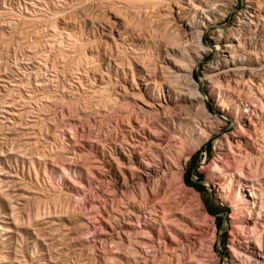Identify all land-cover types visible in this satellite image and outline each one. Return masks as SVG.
I'll list each match as a JSON object with an SVG mask.
<instances>
[{"label":"rangeland","instance_id":"374dc122","mask_svg":"<svg viewBox=\"0 0 264 264\" xmlns=\"http://www.w3.org/2000/svg\"><path fill=\"white\" fill-rule=\"evenodd\" d=\"M246 1L203 36L192 76L211 119L168 108L206 133L196 128L145 198L146 161H162L168 139L154 136L173 130L146 104L192 96L174 67L195 56L170 45L180 28L167 0H0V264H264V79L223 88L210 73L223 50L213 34L234 28ZM195 164L203 193L184 183ZM140 203L143 215L130 209Z\"/></svg>","mask_w":264,"mask_h":264},{"label":"bare ground","instance_id":"6f19581e","mask_svg":"<svg viewBox=\"0 0 264 264\" xmlns=\"http://www.w3.org/2000/svg\"><path fill=\"white\" fill-rule=\"evenodd\" d=\"M262 1L264 2V0H247L246 1V3H247V9L244 12V14L240 18H238L236 26L234 28L228 30V31L218 30L217 32H214V34H213L212 40L214 42L222 43L223 50H221V59H219V61L216 62V65L213 66V68L210 71V73H216L215 76H214L215 77L214 79H216L218 83L222 84V86L219 84V86H221V87L224 86L223 83H225L226 81H228L229 83H236V84H238L237 83L238 81L236 80V78L239 77V76L242 77V78L243 77H248V81L245 79L247 82H249L250 78L251 79L254 78V79H258V80H261V79L263 80L264 79V44L262 42L263 45H260L261 48H262V52H263L262 54L263 55L262 56H257L254 59L252 57V54L250 53V44L247 41V37L248 36H251L252 37V35H255V36L256 35L257 36L260 35L263 38L262 40L264 41V4H263ZM164 3L165 4L167 3V6H169V8L167 9V7H166V9L169 11V15L171 17V19H170L171 21H169L170 24H174V25L177 24L178 25V28H180L179 32H180L181 37L183 38V40L180 38L179 32H178L177 36H174V37L173 36L172 37L169 36V37H167L168 36L167 35L168 31H167V33H166L167 36L166 35H164V36L167 37V39L170 38V37H171V39L176 37L177 40L175 39L173 42H171L170 45H172V47L173 46H176V48L177 47H180L181 49L180 48H177V49L182 50V52L181 51L180 52H181V54L185 58H188V59L192 60V54L193 53H194V56H195L193 58V62L192 63H188V64H186L184 66H180L178 64H175V67H174L175 68L174 70H176L175 73L179 72L178 74H180V77L183 76V77H186L187 78V80L189 82L190 90L192 91V92H190V93H192V96H186V95L182 94V96H179L178 95L179 97H177L176 99L169 98V100L168 101L166 100L164 103L162 101H160V100L159 101L158 100H154V101L146 104L147 107L150 109L149 111L153 112V114H155V116H157V118L159 117L161 119V117L164 116L163 118L165 119V118H168L169 117V119H171L172 122H173V128H172L173 130H171V132H170V134L171 133L172 134L171 135L169 134L170 137L166 135V131L163 134H160L158 136H154L158 141H162L163 139L168 138L167 139L168 142L166 141V143H167L166 146H165L166 148L164 147L165 151H164V155H163L164 158L162 159V161L161 160H157V162H153V161H148L146 159L147 160L146 161V168L143 171L144 172V175L146 177L145 178L146 183H144L145 185L144 184H141L140 185V189L138 188L139 190H141L143 192L145 198H146V195L148 193L147 191H151L153 189V186H154V183H156V180H158L160 177H163V178L166 177V175H167L166 172H169V171H167V167H169V162L175 163L174 160L176 159L177 155L179 154L178 153L179 150L180 151L182 150L181 147L182 146L184 147V145H185L184 143H186V141L188 140V138H190V140H191L194 137V135H196L197 133H199L197 130H200V129H201L200 130V133L201 134H199L200 136L203 134L202 132H205L206 133V131H204V127H202L203 128L202 129V128H200V125L199 126L197 125V127L194 126L195 119L193 121V119L189 118L190 115H189V117L188 116L186 117V116L183 115V114L188 115V114H190L189 112H188V114L187 113L179 114V112L177 113V112H175V111H173L171 109H172L173 106H176L178 103H182L183 105H186V106L189 105V106H193L194 108L195 107H198V109L200 110L199 112H200V114H202L204 116L203 119H205V121L208 120V118L211 119L212 116L210 117V114L208 113L207 108H206V104H205V102L202 101L203 100L202 99L203 97L201 96V93L199 92V89H198V84L195 83V81L193 80V76L192 75H193V72H194V68L196 66V63L198 65V62H201V60L204 58V56L208 53V50L205 48V46L203 44V42H204L203 41V36L205 34V31L208 30L212 25L217 24L219 18L222 17L225 12L233 10L236 7V5H237L238 0H169V2L167 0V2H164ZM164 6L165 5H163V7ZM174 7H175V9H174ZM224 16H225V14H224ZM164 24H165V22H164ZM168 25L169 24H167L166 26L169 27ZM177 25H176V27H177ZM253 29H255V31H253ZM169 32H171V31H169ZM171 35H173V34L171 33ZM257 36L255 37L256 40H257ZM251 37H249V38H251ZM252 38L250 39V42H251V40H253ZM258 38H260V37H258ZM260 41H261V38H260ZM189 42L191 44H188ZM184 44H186V45H184ZM181 46H183V47H181ZM251 52H252V50H251ZM255 54L257 55V53H255ZM258 54H259V52H258ZM209 68H210V66H209ZM172 72H174V71H172ZM178 74H176V75H178ZM174 77H175V75H174ZM177 78H179V77L177 76ZM212 78L213 77H208L207 78L208 80H211L210 81V84L212 83ZM239 82H240V80H239ZM229 83H226V84H229ZM251 83H255V82L252 81ZM144 84H146V82ZM176 84H178V83H176ZM213 84H215V82H213ZM248 84L250 85V83H248ZM242 85H240V86H242ZM211 86L212 85H210V87H209V92H210V96L213 97L215 95L214 94L215 91L213 90V88ZM217 86H218V84H217ZM217 86H216V88H219ZM234 86L233 85L232 86L230 85V87L233 88V92L235 93ZM238 87H239V85H238ZM243 87H241V88H243ZM257 87H259V86H257ZM235 88H237V87H235ZM239 88H237V89H239ZM244 88H243V91H242V89H239L237 91H240L241 90L242 92H244ZM247 88H245V89H247ZM220 89H222V88H219L218 90H220ZM226 89H229V88H225L224 90H226ZM251 89L252 88H250V90ZM238 94L240 96V92H238ZM238 94H237V96H238ZM244 94H246V93H244ZM218 95H220V94H218ZM241 96H243L242 93H241ZM249 97H251V96H249ZM252 98H250L249 101H253ZM237 100H235V101H237ZM239 100H240V98H239ZM242 100H244V99H242ZM145 101H147V100H145ZM223 102L224 101L221 100V103L217 105L218 106V110L221 113H227V108L228 107H227L226 103L224 102V104L227 107L226 108L223 105ZM245 102H246V100H245ZM145 103H147V102H145ZM254 104H256V103H254ZM169 107L171 109H168ZM196 110L197 109H195V111ZM180 111L183 112L182 110H180ZM145 112H147V111H145ZM184 112H186V111L184 110ZM251 112H253V111L251 110ZM198 118H200V117H198ZM201 118H200V120H201ZM247 119L248 118L240 119V124L239 125H240V128L242 130H247V129L250 130L251 127H252V125H253ZM196 120H198L197 117H196ZM198 121H197V123H198ZM209 122H206V123H209ZM253 127H255V126H253ZM196 128H197V130H196ZM245 128H247V129H245ZM206 135H205V140H208L209 139L208 137H210L209 136L210 134L209 135L206 134ZM202 137L203 136H201V138ZM232 138L235 140V138H237V137L236 136H232ZM227 141H230V140H227ZM201 143H202V141H201ZM234 143H235V141H234ZM229 144H230V142H229ZM162 145H164V144H162ZM162 145H161V147H162ZM197 145H198V143H197ZM238 146H240V145L238 144ZM147 150H145V151H147ZM139 152H140V150H139ZM147 153L148 152H142L143 155L141 153L140 154H141V156H143V158H145L144 156ZM237 155H240V154H237ZM157 157H158V155H157ZM154 159H156V158H154ZM171 167H173V166H171ZM160 181L161 180H159V183H160ZM136 186H138V185H136ZM136 186H134V187H136ZM240 186H241V184H240ZM242 188H244V187H242ZM132 191H134V192H131V194L132 193H136L135 188ZM154 191H156V190H154ZM134 198H135V195H134ZM142 203L138 204L135 207L132 206L130 209L131 210H134L135 213H139V214H142L143 215V211L145 212V211L149 210V208H148L147 204H142Z\"/></svg>","mask_w":264,"mask_h":264},{"label":"trees","instance_id":"16d2710c","mask_svg":"<svg viewBox=\"0 0 264 264\" xmlns=\"http://www.w3.org/2000/svg\"><path fill=\"white\" fill-rule=\"evenodd\" d=\"M203 150L206 151L209 154V156H211V154H212L211 144L206 146ZM193 175H196V177H197V181L196 182L193 181V178H192ZM202 181H203V175L198 171L197 164L193 165L191 167V169L186 173V175L184 177L185 185L195 189L199 193H203V188L200 187V185H199ZM208 212H209V214L211 216H214V217L217 218L218 227L221 229L222 226H223V223L217 217L219 213L217 211H214L213 209H211L209 206H208ZM224 212L226 214H228L229 210L228 209H224Z\"/></svg>","mask_w":264,"mask_h":264}]
</instances>
